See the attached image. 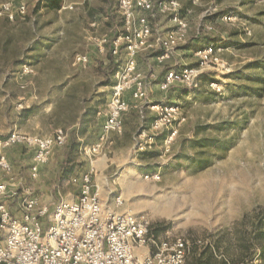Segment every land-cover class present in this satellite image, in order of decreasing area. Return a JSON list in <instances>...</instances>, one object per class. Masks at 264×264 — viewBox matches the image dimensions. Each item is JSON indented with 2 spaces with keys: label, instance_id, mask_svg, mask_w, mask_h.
Returning <instances> with one entry per match:
<instances>
[{
  "label": "rangeland",
  "instance_id": "rangeland-1",
  "mask_svg": "<svg viewBox=\"0 0 264 264\" xmlns=\"http://www.w3.org/2000/svg\"><path fill=\"white\" fill-rule=\"evenodd\" d=\"M17 1L0 0V137L15 130L46 135L63 127L68 144L76 129L81 145L67 166L68 150L56 148L37 177L34 151L9 147L12 170L0 171V181L21 200L73 199L79 192L74 178L88 170L83 149L98 138L99 112L107 108L115 78L108 68L110 46L98 45V39L117 34L104 15L115 11L119 31L123 15L115 0H64L57 11L24 0V16L11 20L1 13L4 4ZM180 1L185 37L169 57L147 51L137 60L149 83L152 74L161 77L172 68L199 70L198 87L175 83L155 99L149 85L153 104L179 105L178 133L166 142L168 132H161L141 152L125 132L110 134L108 169L102 174L97 168L96 178L107 203L119 196L125 209L146 213L159 240L185 237L187 264H264V0ZM177 22L174 14L156 10L154 37L171 32ZM211 44L219 62L202 64L196 53ZM78 55L89 62L75 63ZM24 64L34 71L21 77ZM31 106L34 113L22 117ZM155 174L159 180L147 177Z\"/></svg>",
  "mask_w": 264,
  "mask_h": 264
},
{
  "label": "built area",
  "instance_id": "built-area-1",
  "mask_svg": "<svg viewBox=\"0 0 264 264\" xmlns=\"http://www.w3.org/2000/svg\"><path fill=\"white\" fill-rule=\"evenodd\" d=\"M123 15V27L113 39L107 36L98 39L100 47L109 45L114 58H122L114 84L108 95L106 110L99 114L106 116L101 126L97 142L84 147L89 160V169L74 178L79 192L73 199L42 202L37 196L28 195L22 201V217L13 215L4 201L0 202V264H187L189 241L182 236L158 239L150 231L151 221L146 213H136L125 209L122 197L114 198V204L107 203L102 196V184L96 178L98 170L95 158L105 150L109 135L124 133V113L131 107L139 109L145 118V105L153 112V122L149 128L143 125L134 134L139 152L148 150L158 135L167 131L166 142H171L178 133L174 126L179 119V105L166 101L153 104L149 100L147 77L139 69L137 60L142 52L155 53L157 47L161 53L157 58L169 57L170 52L185 37L187 22L179 16L180 0H115ZM174 14L177 25L165 35L154 37L151 18L155 11ZM27 5L19 0L4 4L1 13L14 20L24 16ZM148 13V14H147ZM95 25V23H94ZM124 53V56L122 54ZM202 64L218 63L219 57L214 46L206 45L196 53ZM87 55H78L75 63L86 65ZM31 65L24 64L20 73L30 74ZM199 70L194 67L172 68L159 80L161 91H169L175 83H184L189 87L200 84ZM152 80L157 76L152 74ZM130 93L134 105L125 98ZM145 105L138 107L145 101ZM147 131L152 133L147 134ZM69 134L57 127L46 135H33L12 131L0 137V171L8 173L12 169L7 153L9 147L25 145L34 151L32 175L37 177L41 164L50 160L54 150L64 147ZM159 180L160 175H147ZM18 195L10 190L8 183L0 181V195ZM45 220L48 221L45 227ZM150 246L151 252L144 257L136 254V247Z\"/></svg>",
  "mask_w": 264,
  "mask_h": 264
},
{
  "label": "crops",
  "instance_id": "crops-1",
  "mask_svg": "<svg viewBox=\"0 0 264 264\" xmlns=\"http://www.w3.org/2000/svg\"><path fill=\"white\" fill-rule=\"evenodd\" d=\"M104 16H105L106 21L108 22V24L110 26L109 28L111 29V31H113V30L117 31L116 35H118L121 30L119 31L120 25H117V23H115V18H116L115 11H111V12L109 11V12L105 13ZM150 18H151V24H152L154 18L153 17H150ZM123 23H124V21H123ZM122 27H123V24L121 26V29H122ZM158 51H160V50H158ZM158 51H156V53ZM163 76H164V74L161 77H157L156 80H150V81H152L150 83V90L152 92L151 98H155L157 95V92L161 91L159 88V80L162 79ZM162 95L158 94L159 97H161ZM125 98L128 99L131 102V104L134 105V100L131 99L130 93H126ZM152 100L153 99H151V101ZM145 115H146L145 118L141 119L139 117V115H137L136 109H134L133 107H131V109L129 111L124 113V132L129 136V138L131 136L133 139L135 133H134V131L132 132V130L136 127L138 128L139 125H140V128L142 125L146 128L150 127V125L153 122V118H154L153 112L150 111L149 108H147ZM99 118H101L100 120H102V122L100 123V128H99V132H98L99 135H98V138L95 142H97L99 137H100L101 126L105 122L106 116L102 115V117L100 116ZM112 134H115V133H112ZM117 135H119V134H117ZM110 137H111V135L109 136L108 141H107L106 146H105L107 150L103 151L101 154H99L95 158V161H94L95 166H97V168L102 172V174H103V172H105L108 169V165H109V159L110 158L108 157V153L110 150L108 149L107 145L109 146V144L113 143V141L111 140ZM80 139L83 140L82 138H80ZM68 142H69V140H68ZM68 142H67V144H68ZM94 143H92V144H94ZM66 145L64 146V148L66 147ZM88 146H90V145H88ZM84 159H85L86 167H87V169H89V160L86 157V155H84ZM1 201H4L8 204V206L10 207L14 216H16L18 218L22 217V210H23V202L22 201L23 200L20 199L19 194L16 196H12L10 193L7 195H0V202ZM47 225H48V221L45 220V227H47ZM135 249H136V254L139 257H144L145 255L149 254L152 250V248L150 246L136 247Z\"/></svg>",
  "mask_w": 264,
  "mask_h": 264
},
{
  "label": "trees",
  "instance_id": "trees-1",
  "mask_svg": "<svg viewBox=\"0 0 264 264\" xmlns=\"http://www.w3.org/2000/svg\"><path fill=\"white\" fill-rule=\"evenodd\" d=\"M38 1V3H37V6L39 7V8H41V7H45V8H47V9H50V10H59V9H61L62 8V6H63V3H64V0H37ZM117 36V35H116ZM115 36V37H116ZM161 53V51H158L156 54H160ZM114 57H113V55H112V51H111V55H110V63H109V69H110V71L113 73V75H116V73L118 72V70H119V63L118 62H114V59H113ZM112 81V85L115 83L114 82V80H111ZM109 83H111L110 81H109ZM34 111H35V108L34 107H29V108H24L22 111H21V115H22V117L24 116V117H29L31 114H33L34 113ZM63 128V127H62ZM64 130H66L65 128H63ZM67 131V130H66ZM77 132H76V129H74L73 130V132H72V139H73V141H72V144L70 145V144H67L66 145V149L68 150L67 152H66V157H65V162H64V166H67V164L69 163V162H71L72 161V158H71V156H72V154H73V152H74V149H76V148H78L79 147V145H81V142H77L76 141V138H77ZM69 137H70V134H69ZM70 141V140H69ZM88 146V145H87Z\"/></svg>",
  "mask_w": 264,
  "mask_h": 264
}]
</instances>
